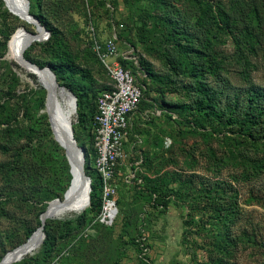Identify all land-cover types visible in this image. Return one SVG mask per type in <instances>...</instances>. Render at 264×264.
Masks as SVG:
<instances>
[{
    "label": "rangeland",
    "instance_id": "rangeland-1",
    "mask_svg": "<svg viewBox=\"0 0 264 264\" xmlns=\"http://www.w3.org/2000/svg\"><path fill=\"white\" fill-rule=\"evenodd\" d=\"M30 7L51 30L25 50L28 59L85 93V121L78 102L72 115L79 145H88L95 97L109 81L92 51L91 24L101 39L117 27L120 51L133 44L151 74L127 145L135 134L143 141L126 147L119 166L113 223L90 205L81 227L63 224L78 214L48 219L43 231L53 247L44 237L13 264L48 254L44 264H264V0H30ZM22 23L0 0V261L37 230L69 177L41 110L47 91L9 53ZM152 108L160 114L141 116ZM140 153L143 180L128 182ZM154 189L166 207L154 205Z\"/></svg>",
    "mask_w": 264,
    "mask_h": 264
},
{
    "label": "built area",
    "instance_id": "built-area-1",
    "mask_svg": "<svg viewBox=\"0 0 264 264\" xmlns=\"http://www.w3.org/2000/svg\"><path fill=\"white\" fill-rule=\"evenodd\" d=\"M92 49L102 62L108 76L107 87L101 90L97 98V107L93 118V146L95 149L93 166L101 179L100 220L112 224L118 214V167L126 159L125 143L130 129V115L139 110L143 99V85L130 67H125L121 59L132 60L138 65V58L132 55L133 48L120 51L116 29L107 37H97L95 27L90 25ZM112 57L111 62L108 58ZM138 75L144 76L138 72ZM159 115L152 109L145 112V117ZM142 158L136 160L135 170L130 171L126 180L133 181ZM139 182L142 179H138ZM145 259V258H144Z\"/></svg>",
    "mask_w": 264,
    "mask_h": 264
},
{
    "label": "bare ground",
    "instance_id": "bare-ground-1",
    "mask_svg": "<svg viewBox=\"0 0 264 264\" xmlns=\"http://www.w3.org/2000/svg\"><path fill=\"white\" fill-rule=\"evenodd\" d=\"M8 4L12 11L16 15H18L20 20L23 22L18 26L9 40V53L26 69L35 72L39 77L40 83L47 91L46 100L44 103L45 105L41 110L48 116V121L53 133L54 140L65 151L64 140L59 133V121L62 118L64 119V121L67 119H72V115L76 111L74 102L69 92L64 90L56 82H54L48 74L47 70L41 69V67L35 68L23 62L21 51L29 42L32 35L38 36L35 40L32 41V43H34L35 41H42L45 38H40V30L37 28L35 22L30 21L26 17L19 0H11ZM29 24L32 25L34 29L30 28ZM28 47L29 46H27V48ZM58 198L59 197L53 198V203L51 204L50 208L43 215L41 214L42 222L47 221L48 219H63L70 216H76L88 207V205L82 206L80 204L82 197H77L74 199L69 198L66 202L62 201V197H60L59 199ZM41 239V231H35L31 239H28V241H26L27 243L25 242L26 245L19 249H16L13 252H11L13 249L9 250L1 259L0 264H13L16 261L21 260L25 255L34 252L40 246V243L42 241Z\"/></svg>",
    "mask_w": 264,
    "mask_h": 264
},
{
    "label": "water",
    "instance_id": "water-1",
    "mask_svg": "<svg viewBox=\"0 0 264 264\" xmlns=\"http://www.w3.org/2000/svg\"><path fill=\"white\" fill-rule=\"evenodd\" d=\"M10 1L11 0H4V3L6 5V7L11 12H13L12 9L10 8L9 4H8ZM19 1L21 3L20 5H21L23 12L26 15V17L30 21L35 22V24L37 25V28L40 30V34H39L40 38H46L47 36H49V31L47 30L45 25L41 22V20L35 14L30 12V0H19ZM37 37L38 36L32 35L29 42L24 46V48L21 51V56H22L23 62H25L26 64H28L32 67H35V68H39L41 66H39L38 64H36V63L32 62L31 60H29L28 58H26L24 55V52H25L27 46H30L32 41L35 40ZM41 69L47 70L48 74L50 75L52 80L54 82H56L64 90L69 92V94H70V96L74 102V107L76 110V108H77V96H76V94L71 89L66 88L65 86L61 85L58 82L56 74L50 68V66H44V67H41ZM59 133L61 134V136L64 140V146H65L64 152H65L66 160H67L68 165H69V172L71 175L69 184L63 193V196H62L63 200L62 201L66 202L67 199H69V198L74 199L77 197H82L80 204L82 206L83 205L89 206L91 203V190H92L91 182H92V178L86 171V166H85V164H86V150H85L84 146L79 145V143H78V141L74 135V127H73L72 119H67L65 121L63 118L60 119V121H59ZM52 203H53V200L52 201L50 200L48 205H47V208L41 213L42 215L50 208ZM45 223H46V221L41 222V225L38 227L37 230H35V231H41V234H42L41 240L42 241L45 237V233L43 231ZM34 232L31 234V236H29V238H28L29 240L31 239ZM28 239L26 241H28ZM42 241H41V243H42ZM25 242L16 246L11 252H13L16 249H19V248L23 247L24 245H26L27 242L26 243Z\"/></svg>",
    "mask_w": 264,
    "mask_h": 264
},
{
    "label": "trees",
    "instance_id": "trees-1",
    "mask_svg": "<svg viewBox=\"0 0 264 264\" xmlns=\"http://www.w3.org/2000/svg\"><path fill=\"white\" fill-rule=\"evenodd\" d=\"M254 9H256V6H254ZM30 12L33 13V14H35L41 20V22L45 25V27L47 28L48 31L51 30L50 22L48 20H46L43 15H40L39 13L33 11L31 9V7H30ZM115 29L118 32V28L115 27ZM97 37L100 38L98 35H97ZM118 38H120L119 34H118ZM91 47H92V40H91ZM131 47L133 48V52H132L133 54L132 55H135L138 58V65H135L132 60H124V59H121V63L125 67H130L133 70V72L135 73V75H136L137 79L139 80V82L143 85L144 96H143L142 101L140 102V106H141L142 102L145 99V92H146V87H147L146 86L147 85V82H146L147 80L146 79H147V77H149V75L151 74V72H150L148 66L143 62L142 57L140 56V54L135 50V46L133 44H131ZM92 51H93V49H92ZM93 53L99 59V57L97 56V54L94 51H93ZM24 55H25L26 58H28L25 52H24ZM99 61H100V59H99ZM101 64H102V62H101ZM138 72L143 73V75L145 74L144 77H142V78L139 79V76L140 75H138ZM32 76H33V74H32ZM107 78H108V76H107ZM106 87L107 86H105L104 88H106ZM71 89H72V91L77 96L78 111H79L78 112V116H79V119L82 120V122H84L85 121V114L82 111V108L84 107L85 93L82 92L81 90H78L74 86H71ZM103 89H101V90H103ZM101 90H100V92H101ZM99 93L95 97V105H94V109H93V115H92L91 124L87 128V134H88L89 142H88V145L85 144V146H84L85 147V150H86V164H85L86 171L88 173H89V170H93L94 171V174L91 176V178H92V182H91V184H92V190H91V204H90V208L93 209V210H98V207H99V210H100V207H101L100 206L101 205V179H100V176L98 175V173L96 172V170H95V168L93 166L95 149H94V146H93V134H92V129H93V126H94L93 125V118H94V113H95L96 107H97V98H98ZM19 96L20 95H18V97ZM140 106H139V109H140ZM2 107H3V105H2ZM46 123H47V120H46ZM47 128H48L47 131L51 134V132L49 131L48 124H47ZM51 136H52V134H51ZM139 158H142V161H141V164H142L144 162V156H143V154L139 155ZM119 169L120 168L118 167V171H119ZM136 174H137V176H136V178L133 179V181H136V182L139 183L138 179L139 178L142 179V176H141V174H138V173H136ZM70 177H71V175H70V172H69V177H68L66 186L63 189V193H64L65 189L67 188V186L69 184ZM150 193L152 194V199H153V203H154L155 206H159L160 205V206L166 207V199H165V195L164 194H161L156 189L151 190ZM62 196L63 195H60V197H62ZM86 215H87L86 214V211H82L80 214H78L73 219H66V220H64L63 221V224L76 223L78 226L81 227L86 222V217H87ZM51 238H52L51 237V234L47 231V226H46V237L44 239L43 245H45L47 243V241H51L53 243L52 244V247H53V245L55 244V242H54V238H52V239ZM51 250L52 249H49L48 250V253H50ZM48 257H49V254L47 256H44L43 260H41V262L38 263V264L47 263L48 260H49Z\"/></svg>",
    "mask_w": 264,
    "mask_h": 264
},
{
    "label": "crops",
    "instance_id": "crops-1",
    "mask_svg": "<svg viewBox=\"0 0 264 264\" xmlns=\"http://www.w3.org/2000/svg\"><path fill=\"white\" fill-rule=\"evenodd\" d=\"M153 109V108H152ZM152 109H149V110H152ZM146 111H148V109H146L143 113L141 112V116L142 115H144V117H145V112ZM138 112V111H137ZM136 113V112H135ZM135 113H133L132 115H130V128L134 125V114ZM134 127V126H133ZM136 135V138L133 140V142H131V143H129V146L127 145V142H128V140H129V132H128V138H127V140H126V143H125V150L127 149L126 147H129V149H134V148H136V147H139V146H141L140 144L142 143V138H140V136L138 135V134H135ZM140 155H141V153H140ZM133 162H135V161H133Z\"/></svg>",
    "mask_w": 264,
    "mask_h": 264
}]
</instances>
